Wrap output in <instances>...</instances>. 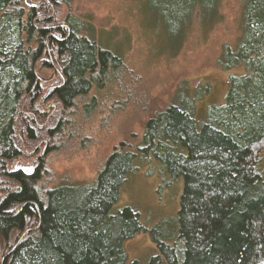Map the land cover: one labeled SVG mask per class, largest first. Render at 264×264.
I'll use <instances>...</instances> for the list:
<instances>
[{"label":"trees","instance_id":"16d2710c","mask_svg":"<svg viewBox=\"0 0 264 264\" xmlns=\"http://www.w3.org/2000/svg\"><path fill=\"white\" fill-rule=\"evenodd\" d=\"M137 1L146 13L148 2L152 26L158 27L152 16H162L169 45L179 42L176 32L185 21L205 23L222 0ZM40 2L0 0V181H6L0 185V257L3 248L8 254L17 245L3 264H127L124 244L143 227L131 209L112 211L141 155L116 150L95 183L53 189L38 187L43 159L32 171L10 167L24 155L21 142L40 139L42 59L52 54L60 63L61 81L41 104L55 99L69 118L96 109V98L87 105L82 100L124 70L123 58L82 35L84 22L72 14L52 17L61 0ZM243 2L244 38L235 55L241 63L228 69L243 66L246 75L231 77L226 104L211 108L203 124L176 105L146 123L144 146L152 150L141 153H162L171 175L184 181L177 230L169 233V223H161L150 232L159 254L149 264H264V180L255 172L264 147V0ZM60 135L57 127L47 141Z\"/></svg>","mask_w":264,"mask_h":264},{"label":"rangeland","instance_id":"374dc122","mask_svg":"<svg viewBox=\"0 0 264 264\" xmlns=\"http://www.w3.org/2000/svg\"><path fill=\"white\" fill-rule=\"evenodd\" d=\"M243 1L222 0L205 23L198 17L193 18L191 26L185 21L176 32L179 42L169 45L164 43L171 37L170 30H160L162 16H152L158 27L152 26L145 1L147 13L137 0H61L60 7L53 9L52 16L56 14L60 21L72 14L84 22L82 35L123 58L124 70L117 72L105 89L96 88L82 100L87 105L96 98L92 115L79 110L69 118V113L61 116L55 99L41 104L49 94L48 88L61 81L60 63L55 64L52 54L47 56L46 63L42 59L37 73L44 96L38 105L46 118L37 127L41 130L40 139L28 146L21 142L24 155L10 167L32 171L43 159L44 176L38 187L53 189L68 183H95L116 150L141 155L135 159L134 171L128 175L112 211L115 215L131 209L143 227L141 233L124 244L127 264H149L159 254L150 232L161 223H169V233L177 230L184 191L183 179L171 175L162 153L155 158L141 153L146 148L152 150L144 146L146 123L176 105L192 112L196 122L203 124L211 108L226 104L231 77L246 75L243 66L228 69L241 63L240 56L235 55L244 38ZM175 21L172 15L169 22ZM57 127L62 134L60 139L48 142L46 135ZM255 172L264 180V147ZM0 185H6L5 179L1 178ZM16 188L15 185L12 189ZM2 196L1 193L0 199ZM9 256L10 252L7 254L3 248L0 264Z\"/></svg>","mask_w":264,"mask_h":264},{"label":"water","instance_id":"95a60500","mask_svg":"<svg viewBox=\"0 0 264 264\" xmlns=\"http://www.w3.org/2000/svg\"><path fill=\"white\" fill-rule=\"evenodd\" d=\"M53 17V16H52ZM24 237V236H23ZM16 247H17V245H16ZM16 247H15V249H16ZM15 249L14 250H12L11 252H10V255L15 251ZM6 259V258H5ZM3 262H4V260H3ZM3 262H2V264H3Z\"/></svg>","mask_w":264,"mask_h":264}]
</instances>
